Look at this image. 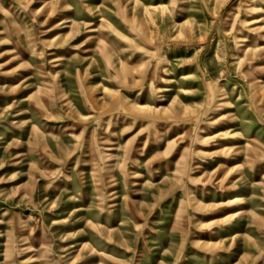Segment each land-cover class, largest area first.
Masks as SVG:
<instances>
[{
	"label": "rangeland",
	"instance_id": "rangeland-1",
	"mask_svg": "<svg viewBox=\"0 0 264 264\" xmlns=\"http://www.w3.org/2000/svg\"><path fill=\"white\" fill-rule=\"evenodd\" d=\"M0 264H264V0H0Z\"/></svg>",
	"mask_w": 264,
	"mask_h": 264
}]
</instances>
